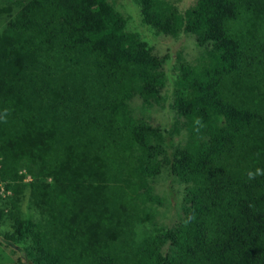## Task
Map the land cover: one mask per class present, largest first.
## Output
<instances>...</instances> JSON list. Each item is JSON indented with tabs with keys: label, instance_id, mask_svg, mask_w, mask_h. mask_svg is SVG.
Returning <instances> with one entry per match:
<instances>
[{
	"label": "trees",
	"instance_id": "trees-1",
	"mask_svg": "<svg viewBox=\"0 0 264 264\" xmlns=\"http://www.w3.org/2000/svg\"><path fill=\"white\" fill-rule=\"evenodd\" d=\"M5 2L18 11L0 30V184L13 196L0 220L7 240L30 235L34 259L0 264H264V0L185 14L137 0L157 32L212 43L181 64L174 102L188 141L173 172L192 211L142 238L163 139L132 102H160L161 61L110 0ZM28 175L35 219L19 208Z\"/></svg>",
	"mask_w": 264,
	"mask_h": 264
},
{
	"label": "rangeland",
	"instance_id": "rangeland-1",
	"mask_svg": "<svg viewBox=\"0 0 264 264\" xmlns=\"http://www.w3.org/2000/svg\"><path fill=\"white\" fill-rule=\"evenodd\" d=\"M167 1L185 14L188 9L196 5L198 0ZM110 2L126 19V30L137 33L152 53L159 58L167 77L166 85L161 91L160 102L144 105L139 98H135L132 102L133 114L145 119L153 129L161 133L163 139L162 150L158 155L160 168L147 177L156 200L146 203L149 211V219L146 221L148 225L138 227L139 236L142 238L153 229H173L192 211V206L187 199V184L173 172L177 152L188 141V133L179 121L174 102L178 91L177 82L181 64H196L206 56L212 43H202L195 34L188 32H183L177 37L157 32L143 21L141 6L137 0H110ZM6 4L5 0H0V9ZM17 11L15 9L12 13L0 12L1 31ZM22 172L25 173L26 170L23 169ZM31 180V175L24 179L26 188L19 200V208L27 219H35L38 216V211L32 205ZM12 197V192L6 191L5 183H1L0 206L5 213H8L11 208ZM13 232L12 219L6 216L0 220V263H13L20 259L32 262L34 256L28 251L31 243L30 235L23 239L7 240L5 234ZM171 250L173 245L170 242L165 243L164 252L168 253Z\"/></svg>",
	"mask_w": 264,
	"mask_h": 264
},
{
	"label": "clouds",
	"instance_id": "clouds-1",
	"mask_svg": "<svg viewBox=\"0 0 264 264\" xmlns=\"http://www.w3.org/2000/svg\"><path fill=\"white\" fill-rule=\"evenodd\" d=\"M259 171V170H258ZM249 177L251 178L252 177V174L251 173H249Z\"/></svg>",
	"mask_w": 264,
	"mask_h": 264
}]
</instances>
